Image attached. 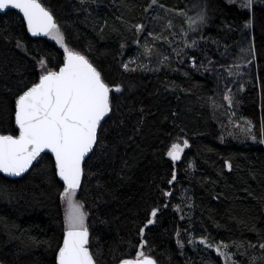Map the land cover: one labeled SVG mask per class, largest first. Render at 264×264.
<instances>
[{"label": "trees", "instance_id": "trees-1", "mask_svg": "<svg viewBox=\"0 0 264 264\" xmlns=\"http://www.w3.org/2000/svg\"><path fill=\"white\" fill-rule=\"evenodd\" d=\"M254 1L250 10L238 0H41L68 46L113 86L78 192L97 264L134 258L145 240L159 264H264V0ZM240 48L255 63L226 93L229 111L232 82L208 66ZM64 57L18 11L0 13V132L18 134L15 100L39 82L40 61L58 71ZM239 117L256 140L234 127ZM185 140L179 161L167 155ZM38 160L18 177L0 171L1 264H57L63 182L51 152ZM221 242L227 261L215 250Z\"/></svg>", "mask_w": 264, "mask_h": 264}, {"label": "snow or ice", "instance_id": "snow-or-ice-1", "mask_svg": "<svg viewBox=\"0 0 264 264\" xmlns=\"http://www.w3.org/2000/svg\"><path fill=\"white\" fill-rule=\"evenodd\" d=\"M252 3L253 0H247L243 6L250 8ZM11 8L23 13L27 29L34 36L44 34L58 41L65 57L58 71L45 68L46 62L40 61L42 74L39 82L27 87L15 100L18 134L0 132V171L20 176L33 166L34 161L39 163L41 153L50 150L54 154L56 174L63 182L60 197L66 204L64 235L56 256L57 264H97L89 245L88 213L84 203L76 197L85 177V159L99 143L102 121L113 111V86L105 81L102 72L86 55L68 46L53 12L41 0H0V10ZM204 19L203 13L197 16L201 22ZM189 22L194 24L196 21ZM168 26L171 27L170 22ZM135 27L139 31L144 29L143 24ZM17 46L22 47L20 44ZM147 51L150 53L151 49ZM124 67L128 68V65ZM121 90L119 85L115 86L116 92ZM226 99L229 104L233 102L231 96ZM234 127L240 128L246 137L257 139L251 121L244 126L235 123ZM261 127L264 131V124ZM187 146L186 140L183 144L173 143L167 155L180 160ZM227 167L232 168L230 161ZM175 178L173 175L172 179ZM3 191L10 195L6 189ZM158 211V208L152 209V218L148 219L145 228L155 222ZM140 234L143 235V229ZM147 244L148 241H143L135 257L123 259L121 264H158L144 251ZM261 247L264 248V244ZM222 248L224 252H221ZM227 248L228 245L221 242L215 249L225 257V261L229 257Z\"/></svg>", "mask_w": 264, "mask_h": 264}, {"label": "rangeland", "instance_id": "rangeland-1", "mask_svg": "<svg viewBox=\"0 0 264 264\" xmlns=\"http://www.w3.org/2000/svg\"><path fill=\"white\" fill-rule=\"evenodd\" d=\"M238 1H240L242 5L247 3V0H238ZM254 2L255 1L253 0V3ZM253 3H252V5H253ZM249 9L252 10V6ZM249 23H252V22H249ZM46 37H48L51 40L57 42L61 46V44L58 41L54 40L52 37H50V36H46ZM240 49H239L240 52L238 51V53L236 55L232 56V58L228 57L225 61H221L219 63L210 62L209 66H208L209 70L212 71V72H216V71H219V70L223 71L227 75V77H225V78L229 79V81L232 82V84H230L229 88L226 90V92L224 94V97H223L224 100L226 101V102H224V105L229 111L233 110V109L230 107L229 102L226 99V97L229 96L226 93L229 92L233 87H236V83L238 82V80H240V77H245L248 74V72H250V69L252 68L253 64L255 63L253 50H252V54H251L248 49H246L247 52H243L242 48H240ZM193 62L194 61L192 60V63ZM45 68H47L46 65H45ZM222 110H224V109H222ZM239 119L240 120H238L237 122L239 124L242 123L243 125L247 121H249L245 117L244 118H242V117L240 118L239 117ZM76 198H77V200H79L78 199V193H77V197ZM63 204H64V212H65L66 204H65L64 201H63ZM197 241H199L203 245L206 244L205 243L206 240H204V239L203 240H197Z\"/></svg>", "mask_w": 264, "mask_h": 264}, {"label": "water", "instance_id": "water-1", "mask_svg": "<svg viewBox=\"0 0 264 264\" xmlns=\"http://www.w3.org/2000/svg\"><path fill=\"white\" fill-rule=\"evenodd\" d=\"M9 10H16V11H18L22 16H23V13L22 12H20V10L19 9H14V8H11V9H3V10H0V13H6L7 11H9ZM26 21V20H25ZM40 36H46V35H44V34H40ZM108 117V116H107ZM106 117V118H107ZM105 118V119H106ZM105 121V120H104ZM104 121H102V123L104 122ZM45 151H49L50 152V150H45ZM53 156H54V154H52ZM90 155V154H89ZM87 158V157H86ZM86 160V159H85ZM177 161H179V160H177ZM35 162V161H34ZM33 162V163H34ZM2 172V171H1ZM3 173V172H2ZM5 175H7V176H9V177H18V176H10V175H8L7 173H4ZM24 174V173H23ZM23 174H21V175H23ZM20 175V176H21ZM128 259V258H127ZM1 264V263H0ZM118 264H121V261L118 263Z\"/></svg>", "mask_w": 264, "mask_h": 264}, {"label": "bare ground", "instance_id": "bare-ground-1", "mask_svg": "<svg viewBox=\"0 0 264 264\" xmlns=\"http://www.w3.org/2000/svg\"><path fill=\"white\" fill-rule=\"evenodd\" d=\"M88 158V157H87ZM158 262V261H157ZM159 264V263H158Z\"/></svg>", "mask_w": 264, "mask_h": 264}]
</instances>
